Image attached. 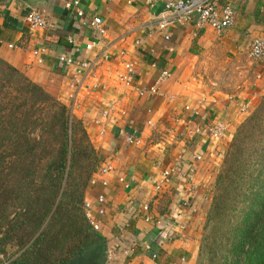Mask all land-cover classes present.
Segmentation results:
<instances>
[{
    "label": "crops",
    "instance_id": "0c3cea01",
    "mask_svg": "<svg viewBox=\"0 0 264 264\" xmlns=\"http://www.w3.org/2000/svg\"><path fill=\"white\" fill-rule=\"evenodd\" d=\"M50 1L31 7L0 0V59L68 107L84 125L97 168L112 169L92 175L84 198L105 238V264H195L223 154L264 97V62L248 56L250 42L264 37V0H216L234 11L223 33L193 22L162 29L165 4L178 0H162L156 9L142 0H83L73 9L65 6L74 0ZM32 9L49 28L28 27ZM94 17L104 29L96 41ZM60 55L96 62L74 102L68 98L72 73L58 63ZM128 62L136 76L125 86L120 78ZM163 73L167 79L151 94ZM214 123L225 127L220 140L205 132ZM120 131L136 133L138 144L126 143ZM166 170L174 175L157 189ZM190 170L191 180L176 175Z\"/></svg>",
    "mask_w": 264,
    "mask_h": 264
},
{
    "label": "trees",
    "instance_id": "16d2710c",
    "mask_svg": "<svg viewBox=\"0 0 264 264\" xmlns=\"http://www.w3.org/2000/svg\"><path fill=\"white\" fill-rule=\"evenodd\" d=\"M98 163L70 109L0 59V257L16 247L0 264L106 263L105 238L82 210ZM215 177L203 230L211 221L226 230L223 264H264V97Z\"/></svg>",
    "mask_w": 264,
    "mask_h": 264
},
{
    "label": "built area",
    "instance_id": "2783aa9c",
    "mask_svg": "<svg viewBox=\"0 0 264 264\" xmlns=\"http://www.w3.org/2000/svg\"><path fill=\"white\" fill-rule=\"evenodd\" d=\"M83 0H74L66 4V9H73L78 7ZM144 4L150 9H156L162 0H142ZM216 0H178L177 2H168L165 4V10L160 14V27L163 29L167 26H173L183 22H193L196 27L199 28H210L218 33H223L226 29L230 28L233 25L234 21V11L232 10L229 4H222L220 7L216 5ZM78 17L82 16V12L78 11ZM25 23L32 30L46 29L49 28V23L44 17L43 13L39 10L32 9L27 16L25 17ZM90 26L93 29L95 35V41L98 40L103 33V21L94 17L90 21ZM94 42L85 46V51L89 52L94 48ZM12 48V46H9ZM38 53L35 52V56ZM248 56L251 60L255 62H264V37L253 39L248 47ZM58 63L65 67V69L72 73L70 78V83L68 86L69 93L68 98L70 102H74L78 97L81 88L84 85L86 78L90 77L93 73V70L96 66V62L83 61L79 58L74 59L70 56L60 55L57 59ZM124 76L120 78L125 86H129L133 82V78L136 76L135 66L128 62L124 66ZM167 73H163L162 77L159 78L155 84L149 89L151 94H155L159 88L161 82H164L167 79ZM241 112H246V107L244 105L240 106ZM205 132L215 140H220L225 134V127L221 123H214L206 126ZM119 134L123 137L126 143L129 145H137L139 140L136 133H125L120 131ZM112 170L109 166H104L98 168V172L102 176H106L109 171ZM194 170H190L183 175L176 174L179 177H185L188 180H191ZM174 171H164L162 173V181L156 185V188L159 189L162 186V183H168L171 181ZM105 185V183H104ZM103 197L100 196L97 198L98 205L102 206ZM181 207H187L189 205L187 200H183L179 204ZM146 210V208H145ZM83 211L94 230L99 231V224L90 216V204L88 202L83 203ZM98 213L103 214V209L99 208ZM163 239H168V232H164ZM128 251H125L124 254H128ZM152 259H155L153 254ZM152 264H156L155 261Z\"/></svg>",
    "mask_w": 264,
    "mask_h": 264
},
{
    "label": "rangeland",
    "instance_id": "374dc122",
    "mask_svg": "<svg viewBox=\"0 0 264 264\" xmlns=\"http://www.w3.org/2000/svg\"><path fill=\"white\" fill-rule=\"evenodd\" d=\"M252 112L253 111L248 113L246 115L245 119L248 116H250V114ZM76 121H80V120L76 119ZM79 136H80V134H78L77 137L79 138ZM73 138H74V136H73ZM79 139L81 140V137ZM89 142H90V140H89ZM81 143L86 144L85 140H84V142H81ZM215 190H216V187H215V189H213V191H215ZM213 193H215V192H213ZM210 201H211V199H210ZM82 210H83V205H82ZM216 221L218 223L217 219H216ZM215 223L216 222L213 223V221H211L210 225H208V227L204 228V230L202 231L200 243H199V248H200L201 244H203L202 249H201V254H200L202 257L201 264H223V262H225L226 259H228L229 261L231 260L232 254L229 252L227 254V251L225 249L228 250V248H225V249L223 248L226 244V236H227L226 230L224 229V227L222 229L217 228ZM3 250H4V254L1 255L0 260L2 262H5L6 260L12 258L15 255L16 247L9 245V246L4 247ZM197 259H198V255H197L196 261H197ZM195 264H196V262H195ZM225 264H229L228 261H226Z\"/></svg>",
    "mask_w": 264,
    "mask_h": 264
},
{
    "label": "water",
    "instance_id": "95a60500",
    "mask_svg": "<svg viewBox=\"0 0 264 264\" xmlns=\"http://www.w3.org/2000/svg\"><path fill=\"white\" fill-rule=\"evenodd\" d=\"M23 3H25L28 6L36 7L38 5H50V0H21Z\"/></svg>",
    "mask_w": 264,
    "mask_h": 264
}]
</instances>
